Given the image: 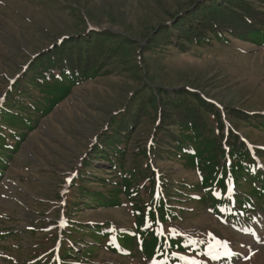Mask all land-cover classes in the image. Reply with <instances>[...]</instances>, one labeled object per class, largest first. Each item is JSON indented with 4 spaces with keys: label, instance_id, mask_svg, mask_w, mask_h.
Wrapping results in <instances>:
<instances>
[{
    "label": "rangeland",
    "instance_id": "374dc122",
    "mask_svg": "<svg viewBox=\"0 0 264 264\" xmlns=\"http://www.w3.org/2000/svg\"><path fill=\"white\" fill-rule=\"evenodd\" d=\"M192 1L0 0V105L7 104L6 83L20 74L30 57L64 35L87 27L101 32L95 45L78 50H90L97 77L75 85L50 114L37 113L35 128L25 131L0 177V264H149L148 257L162 259L164 253L170 264H178L174 255H186L198 264H264V195L252 194L248 183L240 188V198L258 209L239 206L236 210L242 209L244 215L238 211L228 216V209L216 214L208 198L197 200L204 196L201 176L168 148L169 139L160 130L171 100L198 104L193 96L197 94L221 115L223 147L230 150L234 131L248 144L258 172L264 173V129L257 125L258 117H264V46L209 35V43L183 48L178 44L183 40L171 32L173 22L158 37L165 41L147 42L154 28ZM204 8L207 15L206 8L214 6ZM195 14L188 22L200 15ZM168 31L173 34L169 39ZM131 95L129 103L138 116L133 114L136 122L132 121L125 145V171L142 170L149 163L155 178L154 195L146 194L149 184L141 181L130 187L133 195L140 194L132 201L124 191L122 174L95 157L106 150L101 141L111 129L110 119ZM234 114L245 115V120L231 117ZM206 119L213 123V117ZM154 148L159 150L156 159L147 155ZM82 186L109 194L122 188V192L117 205L87 206L90 201L82 195ZM160 202L163 205L157 206ZM134 203L141 205L135 215ZM96 222H110L114 232L86 255L81 247H88L90 237L78 242L79 247L65 234L71 226L87 228ZM71 247L74 252L66 257ZM210 248L219 257L216 261Z\"/></svg>",
    "mask_w": 264,
    "mask_h": 264
},
{
    "label": "trees",
    "instance_id": "16d2710c",
    "mask_svg": "<svg viewBox=\"0 0 264 264\" xmlns=\"http://www.w3.org/2000/svg\"><path fill=\"white\" fill-rule=\"evenodd\" d=\"M204 1L206 0L192 1L187 9L178 11L171 20L154 28V32H151L147 42L153 44L160 40L165 41V38L158 39V37L163 36L162 31L166 28L165 31H167L169 27L166 25L173 22L170 24L174 28L171 32H175V39L177 37V39L183 40L178 42L183 48H186L187 44H207L211 40L209 35L226 42L228 36H232L264 46V0ZM208 4H212L214 8L212 10L206 8L207 15H205L204 7ZM193 14L195 16L200 14L198 16L199 23L198 18L188 22L187 18ZM184 16L183 20L180 19ZM181 32L184 33V37L181 36ZM98 33L101 32L93 27H87L79 32L64 35L59 42H55L46 50L42 49L30 57L28 62L19 69L20 74L14 79L8 80L3 93V95H7V104L0 105V177L5 171L8 159L12 158V155L17 153L20 148V141L26 137L27 132L35 128L37 121H39L37 113L50 114L71 95L75 85L97 77L99 70L88 57L90 50L84 52L78 50L80 47H88L94 44V41L99 37ZM167 34L165 35L168 39L173 35L169 34V31ZM24 83L27 85L24 86ZM30 85L32 89L37 90H30ZM132 95L110 119L111 129L108 134H105V139L101 141L106 150L100 154L96 152L95 157L105 161L109 165L110 171L121 173L127 196L130 198L134 196L139 199L140 194L134 193L133 195L130 187L133 184H140L141 181L145 184L148 183L149 188L146 186V190L148 189L146 194L153 196L155 178L151 176L149 163L142 170L134 168L125 171V145L128 143L132 132L133 114H136V118L138 116V112L132 108L133 104L129 103ZM193 96L198 104H191L188 100L182 104L179 103V100L170 101V112L164 116L160 130L169 139L166 144L168 148H172L175 153L178 152L176 155L183 158L186 168L197 171L201 176L200 185L204 191V196H199L197 200L203 202L208 198L212 205L216 203L217 207L221 203L214 198L213 192L224 193L227 191L229 189L228 181H231L234 187L238 188L239 195L235 198L242 206L248 203L240 198L242 195L240 188L241 190L245 189L244 185L252 183L249 188L251 193L264 195V173L260 170L258 172L256 161L251 155L248 144L240 140V137L234 135V131H232L230 133L232 139L229 138L228 141L230 150L227 151L221 140L223 131L221 115L217 113L216 107L209 105L202 97L197 94ZM169 98L171 99V97ZM172 110L174 113H171ZM117 114L119 117H115ZM204 117H213V123L206 119L207 122ZM231 117H236L240 121L245 120V115L239 117L234 114ZM258 118L261 120L257 122L259 123L257 125L264 129V117L259 116ZM135 122L136 119L133 123ZM22 129L24 130L22 131ZM102 147L101 145L96 146V151ZM158 151L155 148L150 149L147 155L150 154V157L156 159L159 156ZM223 160L229 161L223 163ZM86 163H91V161L88 159ZM138 174L142 175L137 178ZM79 179L84 182V175L81 174ZM198 188V186H193L194 190ZM121 189H113L109 194V192L91 191L90 187L82 186V195L89 197L90 202L85 203L87 206L93 204L94 206L111 207L117 205V198L122 192ZM197 191L202 193L200 190ZM128 197L127 199L132 201V198L129 199ZM161 205H163L161 202L157 204V206ZM252 205L254 204L252 203ZM137 208H141V205L134 203V215ZM110 224V222H96L91 223L87 228L71 226L70 233L65 234V236L73 245L75 242L83 243L87 237H90L91 243L89 244L91 245L88 244V247H81L78 244L86 255H92L91 252L98 249V245H102L114 232V227ZM79 247L77 251H79ZM72 248L65 252L66 257L73 254ZM112 249L115 250V246H112ZM146 251L152 253V250L146 249Z\"/></svg>",
    "mask_w": 264,
    "mask_h": 264
},
{
    "label": "snow or ice",
    "instance_id": "6c2138e0",
    "mask_svg": "<svg viewBox=\"0 0 264 264\" xmlns=\"http://www.w3.org/2000/svg\"><path fill=\"white\" fill-rule=\"evenodd\" d=\"M172 231L175 232L176 230L173 229ZM192 243H194V241H192ZM219 243H220V242L218 241L217 244H219ZM209 255H211V258H212V259H216V258H217V256L214 254V249H212V248L209 249ZM179 259H180L181 261H184L185 264H198V261H197V260H195V259H190V258L187 257L186 255H182V256H180Z\"/></svg>",
    "mask_w": 264,
    "mask_h": 264
},
{
    "label": "water",
    "instance_id": "95a60500",
    "mask_svg": "<svg viewBox=\"0 0 264 264\" xmlns=\"http://www.w3.org/2000/svg\"><path fill=\"white\" fill-rule=\"evenodd\" d=\"M186 9H187V8H186ZM60 40H61V39H60ZM60 40H59V41H60Z\"/></svg>",
    "mask_w": 264,
    "mask_h": 264
}]
</instances>
